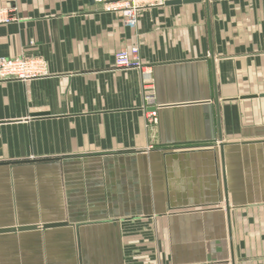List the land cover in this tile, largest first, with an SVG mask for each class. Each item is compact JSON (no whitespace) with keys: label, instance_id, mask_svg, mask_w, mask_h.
Wrapping results in <instances>:
<instances>
[{"label":"crops","instance_id":"1","mask_svg":"<svg viewBox=\"0 0 264 264\" xmlns=\"http://www.w3.org/2000/svg\"><path fill=\"white\" fill-rule=\"evenodd\" d=\"M15 5L0 59L48 74L0 76V229L36 227L0 233V264H264V0L166 4L137 25L95 0ZM131 45L152 126L142 72L115 67Z\"/></svg>","mask_w":264,"mask_h":264},{"label":"built area","instance_id":"2","mask_svg":"<svg viewBox=\"0 0 264 264\" xmlns=\"http://www.w3.org/2000/svg\"><path fill=\"white\" fill-rule=\"evenodd\" d=\"M16 0H9L0 6V25L16 22ZM169 0H95L106 12L113 13L119 19L137 25L139 17L147 9L160 8ZM115 67L120 70L137 69L143 74V90L147 125L158 123V108L155 103V86L152 71L140 56L138 45L122 48L115 54ZM48 74L46 61L38 56L2 57L0 59V76L3 80L21 79L28 81Z\"/></svg>","mask_w":264,"mask_h":264},{"label":"water","instance_id":"3","mask_svg":"<svg viewBox=\"0 0 264 264\" xmlns=\"http://www.w3.org/2000/svg\"><path fill=\"white\" fill-rule=\"evenodd\" d=\"M197 0H170L167 1V4H177V3H187V2H195ZM257 95H249L247 97H256ZM261 96H264V94H262ZM39 115H43V114H36L34 116H39ZM65 223H53V224H47L44 225V227H50V226H60V225H64ZM32 228H36L35 226H21V227H13V228H4V229H0V233L3 232H14V231H21V230H26V229H32Z\"/></svg>","mask_w":264,"mask_h":264}]
</instances>
